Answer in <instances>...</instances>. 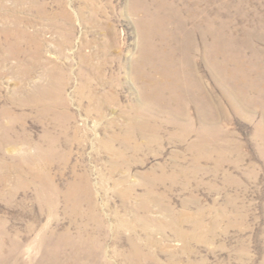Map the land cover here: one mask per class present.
Wrapping results in <instances>:
<instances>
[{
  "label": "rangeland",
  "instance_id": "1",
  "mask_svg": "<svg viewBox=\"0 0 264 264\" xmlns=\"http://www.w3.org/2000/svg\"><path fill=\"white\" fill-rule=\"evenodd\" d=\"M0 264H264V0H0Z\"/></svg>",
  "mask_w": 264,
  "mask_h": 264
},
{
  "label": "bare ground",
  "instance_id": "2",
  "mask_svg": "<svg viewBox=\"0 0 264 264\" xmlns=\"http://www.w3.org/2000/svg\"><path fill=\"white\" fill-rule=\"evenodd\" d=\"M184 87H187V85H186L185 83L182 84V88H184ZM174 98H175V97H174Z\"/></svg>",
  "mask_w": 264,
  "mask_h": 264
}]
</instances>
